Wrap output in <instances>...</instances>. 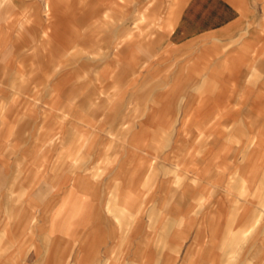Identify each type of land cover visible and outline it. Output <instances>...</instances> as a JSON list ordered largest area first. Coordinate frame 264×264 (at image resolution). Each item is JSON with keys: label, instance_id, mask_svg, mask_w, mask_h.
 <instances>
[{"label": "rangeland", "instance_id": "374dc122", "mask_svg": "<svg viewBox=\"0 0 264 264\" xmlns=\"http://www.w3.org/2000/svg\"><path fill=\"white\" fill-rule=\"evenodd\" d=\"M22 1L0 25V264H264V0L186 44L185 0Z\"/></svg>", "mask_w": 264, "mask_h": 264}, {"label": "crops", "instance_id": "0c3cea01", "mask_svg": "<svg viewBox=\"0 0 264 264\" xmlns=\"http://www.w3.org/2000/svg\"><path fill=\"white\" fill-rule=\"evenodd\" d=\"M37 2V0H36ZM22 0H0V25L3 23H26L27 19H8L23 5ZM68 0H43L44 12L47 15L66 7ZM116 0L105 3V9L110 10ZM103 4V3H102ZM104 10V12H105ZM10 15L5 16L6 12ZM106 14V12H105ZM108 15V14H106ZM16 18V17H15ZM242 9L236 0H185L172 24L170 38L173 44H186L200 39L211 40L232 38L242 26ZM213 231H209V242Z\"/></svg>", "mask_w": 264, "mask_h": 264}]
</instances>
